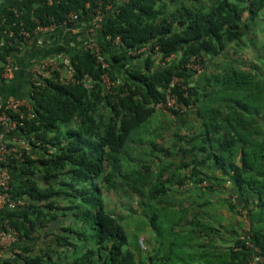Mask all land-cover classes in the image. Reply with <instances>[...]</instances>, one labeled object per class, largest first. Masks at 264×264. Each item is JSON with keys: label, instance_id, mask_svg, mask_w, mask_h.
Segmentation results:
<instances>
[{"label": "trees", "instance_id": "16d2710c", "mask_svg": "<svg viewBox=\"0 0 264 264\" xmlns=\"http://www.w3.org/2000/svg\"><path fill=\"white\" fill-rule=\"evenodd\" d=\"M106 2L13 0L0 12L4 62L6 55L26 42L21 29L34 37L38 25L63 21L69 12L78 14L74 26L83 20L87 23L100 5L105 20L95 39L108 62L103 68L90 50L71 47L67 54L76 70L75 81L59 80L56 72L42 86L31 83L28 109L33 116L27 117L29 110L23 107L25 117L19 119L12 137L26 136L40 154L33 158L23 151L3 161L22 164L23 175L12 176L10 182L13 196H25L26 203L0 210V224L18 231L2 264H144L127 245L122 216L109 210L103 191L121 186L129 194L136 190L141 207L152 213L153 228L159 209L169 210L170 205L171 213L184 215L192 235L208 227L201 210L193 212L191 199L175 191L180 186L197 190L204 181L224 188L227 207L246 214L235 243L204 245V252H211L205 257L213 262L216 255L220 264L222 260L223 264H250L246 221L264 255V74L258 65L244 67L236 50L235 57L224 60L223 55L231 43L241 47L243 38L251 37L264 0H116V8L109 11ZM194 54L203 63L204 55L223 61L217 71L195 75L185 68ZM261 61L264 65V56ZM104 71L119 81L110 91L103 84ZM199 75L195 83L190 82ZM175 76L182 78L172 92L193 106L169 114L185 120L192 112L200 121L199 129L186 138L180 134L186 140L177 151L180 163L170 161L176 151L157 145L154 136L161 133L153 130L149 145L153 153L146 152L132 164L130 149L133 143L148 140L154 113H166L155 105L165 100ZM182 85L187 86V96ZM160 152L168 157L166 164Z\"/></svg>", "mask_w": 264, "mask_h": 264}, {"label": "rangeland", "instance_id": "374dc122", "mask_svg": "<svg viewBox=\"0 0 264 264\" xmlns=\"http://www.w3.org/2000/svg\"><path fill=\"white\" fill-rule=\"evenodd\" d=\"M244 15H246V13H244ZM85 23L86 22L84 20L81 22L82 26H79L80 33L76 34V36H72L70 34L72 32L67 33L63 31L61 36H65L67 38V42L66 40L64 41V38L62 37L61 40L58 42V44L60 43L61 47L64 50H66V49H70L71 47V46L66 47L70 45V43L68 42L70 41V39L72 41L83 39L82 33L83 35H85L86 33ZM243 40L242 41L244 43H242L241 41V47L236 46L235 43H231L227 54L223 55L225 57L224 60H226L227 57L229 56L235 57L234 50H236L239 53L238 54L239 59H243L242 65L244 67L253 69V65L254 66L258 65L259 67H262L264 71V65L262 64L261 61V57L264 56V9L259 13L258 18L252 25L251 37H244ZM204 58H205L204 60L205 63H203V66L205 65L204 66L205 70L203 71L205 72L217 71V69L219 68L218 66L223 61V60L220 61L219 59L218 60L212 59L209 55H204ZM263 71L262 73L264 74ZM200 75L196 77H192L190 79V82L195 83L199 79ZM199 122L200 121L195 117L194 113L192 112L187 114L185 120H182L178 117H174L172 114L169 113L164 114L161 111H157L151 117V122L148 124L147 127L148 132L146 133L151 132L149 134L148 140L147 141L145 140L141 143L140 142L133 143V148L130 149V155L132 157H129L132 158L131 163L136 164L139 157L144 155L146 156V152H152L149 151V145L151 139L153 138L152 135L153 130H158V133H161V136L159 135L154 136L157 145L159 146L164 145L165 148L171 147L173 151L174 150L176 151L175 153H173L175 157H169L170 161L174 162L175 164L180 163L181 154L177 151L179 150L180 145L181 146L186 145L185 143L186 140L184 141V139H181L179 136L181 134L183 137L186 138L189 135H192L193 133L198 131L200 124ZM146 133L144 134V136L147 135ZM7 142L11 143L10 147L13 149L15 154H21L23 151L27 153L28 151V153L33 158L39 157L40 152L38 147L32 146L29 143L28 138L26 136L22 137L14 134L13 139L10 138L9 140H7ZM154 152L157 153L158 151L154 150ZM129 158L128 160L130 161ZM162 158L165 159L164 163L166 164L168 162V157L162 154ZM160 161H161L160 159L157 160V162ZM187 161L190 160L188 159ZM126 165H128L127 162ZM204 169L206 170L203 171H205L208 174H211L212 170H210L208 167H204ZM223 181L224 180H222V182ZM77 185L81 186V183ZM209 185L202 183L197 190L195 189L196 187H192V190L194 189L193 192L196 191L199 192V194L193 196L194 197L193 208H192L193 212L197 211L198 209L196 207L197 201L205 198V194L216 195L215 197H217L216 198L217 201L221 200L223 201V203H224V199L227 198L228 194L225 193L224 188L221 187L218 189V187H216V185L218 184L213 185L211 183ZM179 188L181 189V186ZM180 189L175 191V193H179L181 191ZM183 189L184 188H182V190ZM127 190L128 188H122L121 186V188L118 189L117 191L116 190L103 191V198L105 199V203L109 208V210L114 211L122 216V221L127 232V239H128L127 245L132 251L135 252L137 260L139 262L140 260L143 259L145 263L146 259H148L149 256H151L156 260V262L160 258H162L163 260H168L170 262L171 260L170 258L175 257L177 259L173 261H177V264H187L186 256L191 255L193 253L196 254L197 252L194 250H197V248L199 251L204 250L201 247H197V244H194V243H198L199 239L193 238L191 234H188V228L190 227V225L185 224L184 215L182 214L177 215L175 213H171L172 209L170 205H169V210H167L166 208L159 209L154 221L155 228H153L150 225V217H152V213L151 211H149V209H147V206L141 207L139 203V199H140L139 193H137L136 190L132 189L131 193L129 194ZM185 200L188 199L185 198ZM219 206H222V203L219 204ZM219 206L215 207V213L218 216L220 215L223 216V214H225L227 211L223 209H219L220 208ZM227 215L228 217L225 218L223 217L221 222L223 223L226 222V220L229 218L228 212ZM244 215H245L244 213H240L237 215L238 216L237 219H240L242 227H244L243 225L245 222ZM61 224H63L62 221ZM158 264L160 263L158 262Z\"/></svg>", "mask_w": 264, "mask_h": 264}, {"label": "built area", "instance_id": "2783aa9c", "mask_svg": "<svg viewBox=\"0 0 264 264\" xmlns=\"http://www.w3.org/2000/svg\"><path fill=\"white\" fill-rule=\"evenodd\" d=\"M116 1V0H115ZM114 0H107L105 3V8L107 11L111 9H115L116 5L114 4ZM119 1V0H117ZM96 14H93L90 20L86 23V28L88 29L89 33H92L93 35L97 32L102 30L103 22L105 20V13L102 11V7L99 5L96 8ZM106 11V12H107ZM78 14L75 12H69L65 19L60 22H52L50 24H40L38 25L34 30V35L38 36L41 33H50L54 31L56 28L63 26L64 28L71 29L74 26L75 21L78 19ZM20 33L25 35L26 41H30L33 39L31 37L29 31H26L24 29H21ZM12 35V32L10 33ZM96 36H93L90 39L85 40L82 43V46L84 49L90 50L97 62L101 64V66L108 67V62L105 60L102 49L100 48L99 43L95 39ZM115 42L119 45L120 39L119 37L116 38ZM142 51V49H139L138 52ZM136 51H133L135 53ZM174 55H171L172 58ZM159 59V58H158ZM61 62L64 64L61 66ZM18 66L14 62L12 54H8L5 57V60L3 62V69L0 71V80L4 77H11L15 70H17ZM185 68L190 71L191 73H194L195 75H198L203 72L204 66L202 62V58L200 55L194 54L191 55L186 64ZM32 73V81L31 83L36 86H42L44 83V80L48 77H51L55 75V73H58V79L64 80L63 78H69L73 81H75V67L71 63V58L68 54H63L61 52L57 53L56 55L48 58V59H42L39 62L35 63L31 69ZM180 78L175 76L173 77L170 88L167 91L166 98L163 101H159L156 103L155 107L156 109L162 110L166 113H171L174 110L177 111H187L189 110L193 104L188 103L186 104L183 101L179 100V96L172 92L173 85L180 81ZM86 85L90 86V80L89 77L86 76L84 78ZM102 80L103 84L105 85L106 89L108 91L111 90L112 86L116 85L118 80H113L109 73L107 71H104L102 74ZM182 88L184 90L183 95H188V90L186 85H182ZM30 102L25 99L16 98L13 96H7L0 102V160L5 161L7 160L8 155H16L17 157L21 156V154H15L13 149L7 144V135H11L17 128L19 124V119L25 117V114L22 111L23 107H26L27 109L30 108ZM29 110V109H28ZM10 112H17L20 113L19 117H13ZM33 113L29 110L27 117H32ZM23 123V122H22ZM13 139V137H12ZM3 171L0 174V186L3 190H0V210L1 209H7V208H15L18 205L21 204L20 200L14 199L10 196L8 189H9V171L7 168H3ZM202 184V183H201ZM203 184H206V181L203 182ZM246 237H245V244L246 247L251 250L252 254L250 257V264H262L264 261V255L262 254L260 246L255 242L253 239V231L250 227L249 221H246ZM18 236V231L14 228L9 226L7 223L0 224V246L6 247L11 245Z\"/></svg>", "mask_w": 264, "mask_h": 264}, {"label": "crops", "instance_id": "0c3cea01", "mask_svg": "<svg viewBox=\"0 0 264 264\" xmlns=\"http://www.w3.org/2000/svg\"><path fill=\"white\" fill-rule=\"evenodd\" d=\"M13 0H0V12L3 10V8L10 3ZM79 26H82L81 22L75 25V27H72L71 29L64 28L63 26L56 28L52 32L48 33H41L38 36H34L33 39L30 41H26L24 44H22L18 51L11 53L14 59V62L17 64L18 68L17 70L14 71L13 75L11 77H4L0 80V102L6 98L7 96H13L16 98L20 99H25V100H30L31 92H30V85L32 81V76H31V69L33 65L37 62H39L42 59H48L57 53L61 52L63 54H67L70 49L64 50L60 43L58 42L61 40V38H64V41L67 38L65 36H61L62 32H67L70 33L72 36H76V34L80 33V28ZM86 28V26H85ZM67 31H66V30ZM78 30V31H77ZM85 35L82 33L83 39L81 40H71L68 41L70 45L66 47H80L82 46V43L87 40L92 38L93 36H96L95 34L93 35L92 33L88 32V29L86 28L85 30ZM60 45V46H59ZM70 47V48H71ZM61 50V51H59ZM3 61L0 59V66H2ZM18 131H15L13 133L17 134ZM12 138L11 135H7L6 139L9 140ZM12 164L11 162H7V164H4L3 161L0 160V174L3 171V168H7L9 171V189L8 192L10 196L14 199L20 200L21 204L24 205L26 203L25 196L23 197H14L12 190H13V185L11 184L10 180L12 176H22L23 172L20 169L22 164L20 163H14L12 166L9 164ZM219 172V171H217ZM0 190H3L0 186ZM181 191L179 193L185 194L186 197L192 200L193 202V196L199 194L198 191L193 192L194 190H187V189H180ZM215 193V192H212ZM216 195L213 194H205V198L197 201V211H200V215L202 217V222L206 224V227H208L207 230H197V233H192V237L199 239L198 243H194L197 245H203L201 248L204 249V245L206 248L208 245L209 247L213 246H221V247H229L235 243L236 239L239 237V232L243 230L241 229V221L240 219H237V213L234 211L230 210L224 199V203L221 200L217 201ZM222 203V206H219V204ZM19 206V205H18ZM219 206V209L226 210L229 213V218L226 220L225 223L221 222L222 218L228 217L227 212L225 214L218 216L215 213V207ZM16 208V207H15ZM14 209V208H12ZM196 211V212H197ZM246 215V214H245ZM215 228V229H213ZM188 234L189 231H188ZM10 247H2L0 246V264L3 263V260L8 257ZM197 253L196 254H191L186 256V261L187 264H220L218 262L217 256L216 255H211L212 259L214 257V261L208 260V257L206 258L205 256H208L209 253L204 250L199 251L198 248L197 250H194ZM170 262L168 260H163L162 258L158 259L157 262L156 260L149 256L148 259H146L144 264H177V261H173L177 258H170ZM179 259V257H178ZM217 259V261H215ZM145 260V259H144ZM223 264V260H222Z\"/></svg>", "mask_w": 264, "mask_h": 264}]
</instances>
